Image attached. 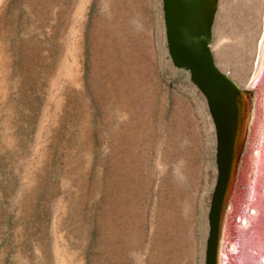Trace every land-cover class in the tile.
I'll list each match as a JSON object with an SVG mask.
<instances>
[{
  "label": "rangeland",
  "instance_id": "obj_1",
  "mask_svg": "<svg viewBox=\"0 0 264 264\" xmlns=\"http://www.w3.org/2000/svg\"><path fill=\"white\" fill-rule=\"evenodd\" d=\"M233 2L211 51L243 86L254 31L243 82L228 45L260 14ZM161 7L0 0V264H205L215 127L169 59Z\"/></svg>",
  "mask_w": 264,
  "mask_h": 264
},
{
  "label": "water",
  "instance_id": "obj_2",
  "mask_svg": "<svg viewBox=\"0 0 264 264\" xmlns=\"http://www.w3.org/2000/svg\"><path fill=\"white\" fill-rule=\"evenodd\" d=\"M218 3L161 0L165 47L204 96L215 127L217 175L204 263L264 264V55L243 86L218 69L211 51Z\"/></svg>",
  "mask_w": 264,
  "mask_h": 264
},
{
  "label": "bare ground",
  "instance_id": "obj_3",
  "mask_svg": "<svg viewBox=\"0 0 264 264\" xmlns=\"http://www.w3.org/2000/svg\"><path fill=\"white\" fill-rule=\"evenodd\" d=\"M220 1V0H219ZM234 5H233V8L235 9V11H237V16H240L241 17V13L239 12V10H243L245 12V10H249V11H252V10H255V14H256V8L258 9L259 11V16H258V21H257V24H255V27H257V29L254 27H251L250 24H247L245 23L244 25L246 26V32H245V35H244V29H245V26L243 27L242 29V32H238L236 33L237 36H235V38L239 37V43L238 44H235L234 42H232L229 46H233L234 47V50H237L238 48H243V52L240 53L239 55V58H240V61H242L244 64H242L240 66V69H239V79L240 82H243L245 80L246 77H244L243 75L246 73L247 69H246V66H247V59H249V56H254V52H255V47H256V42L258 41V39L260 38V35L261 33L263 32L262 34V38L257 42V48H256V55L257 58H256V61L255 63H253V69H256V66L258 65V59L260 58V55H261V62H262V58H263V55H264V46H263V38H264V0H234ZM250 30L254 31V33L251 35V37H255L256 41H255V47L253 49L252 46H250L251 44L249 43L250 42ZM240 36H242V40L240 39ZM258 38V39H257ZM227 47V46H226ZM249 53V55L247 54ZM253 58V57H252ZM221 64L223 65V63L220 61L219 65L221 68ZM252 64V63H251ZM217 65V63H216ZM239 65V63H238ZM248 67V66H247ZM238 70V69H237ZM233 72V71H232ZM236 73V72H235ZM238 73V72H237ZM246 75V74H245ZM237 77V76H236ZM235 77V78H236ZM238 85V84H237ZM239 86V85H238ZM259 116V115H256V117ZM248 126H250V123L248 124ZM252 128V125L250 126ZM264 193V192H263ZM259 211L258 210V215H259ZM251 214L253 215H256L257 212H254L253 210L251 211ZM243 222H245V220H243ZM243 222H242V227L244 226L243 225ZM227 226H224V228H226ZM230 229V227H229ZM221 257H218L217 260L220 261ZM224 257H222L223 259ZM245 262V261H244ZM263 262H264V259H263ZM206 264V263H205ZM221 264V263H219Z\"/></svg>",
  "mask_w": 264,
  "mask_h": 264
},
{
  "label": "flooded vegetation",
  "instance_id": "obj_4",
  "mask_svg": "<svg viewBox=\"0 0 264 264\" xmlns=\"http://www.w3.org/2000/svg\"><path fill=\"white\" fill-rule=\"evenodd\" d=\"M186 72V71H185ZM187 73V72H186ZM187 75H188V73H187Z\"/></svg>",
  "mask_w": 264,
  "mask_h": 264
}]
</instances>
